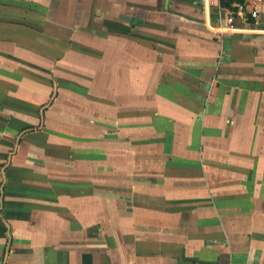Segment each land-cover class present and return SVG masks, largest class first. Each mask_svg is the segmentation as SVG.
Returning <instances> with one entry per match:
<instances>
[{
    "label": "crops",
    "instance_id": "1",
    "mask_svg": "<svg viewBox=\"0 0 264 264\" xmlns=\"http://www.w3.org/2000/svg\"><path fill=\"white\" fill-rule=\"evenodd\" d=\"M199 2L0 0V264H264V102L241 120L251 87L264 101V0L235 30L213 25ZM145 93L170 110L169 96L195 94L176 108L231 118L196 116L202 137L225 138L214 168L197 165V186L156 188L152 214L129 220L123 193L110 200L112 186H91L93 157L109 152L81 149L76 132L125 126Z\"/></svg>",
    "mask_w": 264,
    "mask_h": 264
},
{
    "label": "rangeland",
    "instance_id": "2",
    "mask_svg": "<svg viewBox=\"0 0 264 264\" xmlns=\"http://www.w3.org/2000/svg\"><path fill=\"white\" fill-rule=\"evenodd\" d=\"M199 1L200 7L202 5L201 0ZM208 10L213 25L220 24L225 28L224 20L229 17V14L232 12L224 9L218 10V8L213 5H211ZM195 64L196 63L190 62L187 65V69L191 70ZM197 65L200 66L199 63ZM228 66L230 65L228 64L226 68H224V66L220 68L228 70ZM206 70L205 68L204 71ZM181 72L180 69L173 71L175 76H173L174 84L180 81L179 77ZM257 77H260L257 78V81L263 83L264 80H262V78L264 79V74H262L261 70H258ZM146 86H148V84ZM234 89L233 87L232 92H234ZM250 91L252 96L248 98L247 102L254 108L252 111H249L250 113L245 112V114L241 116V120L243 119L244 123V118H256L258 116L261 101L264 102L261 95L255 93L258 91L257 87H251ZM261 91L263 92L264 90ZM194 96L195 94L187 95V99L185 98L186 95H183L182 98L172 95L169 96L170 102L172 98V103H174L172 104L173 109L171 108L170 110L167 108V103L164 102L162 98L160 99L158 96L155 97V93L136 94L134 97L132 96L135 104H130L131 110L128 112L129 115L126 114V119L129 118L130 121L125 122V126H112V124H109V127L103 128L77 127L76 135L80 146H82L81 149H84V143H91L90 145L94 152H101L103 146L105 152L106 150L109 152L107 153L108 160H105L106 155H104V158H102L100 154L97 157H93V180L92 185H90L112 186V189L109 188L108 192V198L110 200L116 198L122 200L124 196V210L127 219L131 220L129 217L139 210H141L140 214H152V194L155 193L154 190L156 188L162 190L164 186H197V182L202 181L200 172L198 175V171L196 170L198 167L197 165H202L201 163L204 161L205 171L206 167L208 171L214 168V159L211 153L214 150L218 151V149H220V140L225 138H221L219 130L214 131L217 134L211 132L207 135L205 133V138L202 137V135H204V128L196 127V122L193 119H195L196 116H199L198 118H203L205 116L204 118H212L220 122L231 117L228 115V112L223 113L215 110L205 112V110L201 111L200 109H196L190 110V112H181L177 109L178 105L181 103L180 101L187 104V102L192 101ZM169 106L171 105H168V107ZM251 120L252 125L257 124L256 121L253 119ZM217 122L214 124L219 126ZM214 124L213 128L211 124L206 126V131L216 129ZM187 126L189 127L188 132L186 131ZM257 127L259 128V133L264 132V126H262L263 128L261 126ZM225 129V133L228 134L227 128ZM212 134L213 136H211ZM226 134L224 137H226ZM86 138L88 139L84 142ZM101 141L103 144H100ZM201 152L204 154L203 160L200 159ZM219 154H221L220 151ZM120 155L122 158H117ZM181 157L185 159H181ZM233 182H235V180L230 181V183ZM243 183L244 181L241 179L240 183H233L232 186H242ZM214 185L215 184L210 179L204 186ZM121 193H123V196ZM163 202L164 201L161 199V205H157V207L158 209L161 208L164 214L163 207L165 205L163 206ZM211 203V199L206 197L203 204L204 206H202L212 207ZM196 210L199 211L198 208ZM131 225H133L131 222L126 221L125 230H127V227H131ZM98 226H94L92 230L94 236L98 234ZM143 230L149 231L148 226H145Z\"/></svg>",
    "mask_w": 264,
    "mask_h": 264
},
{
    "label": "built area",
    "instance_id": "3",
    "mask_svg": "<svg viewBox=\"0 0 264 264\" xmlns=\"http://www.w3.org/2000/svg\"><path fill=\"white\" fill-rule=\"evenodd\" d=\"M262 2L263 0H246L243 6L239 7L236 12L230 13L229 17L224 20V27L227 30H235L236 20H241L242 22L255 21L259 16ZM211 5L223 10L220 8L219 0H202V8L204 10H208Z\"/></svg>",
    "mask_w": 264,
    "mask_h": 264
},
{
    "label": "trees",
    "instance_id": "4",
    "mask_svg": "<svg viewBox=\"0 0 264 264\" xmlns=\"http://www.w3.org/2000/svg\"><path fill=\"white\" fill-rule=\"evenodd\" d=\"M245 2L246 0H219V5L221 9L236 12Z\"/></svg>",
    "mask_w": 264,
    "mask_h": 264
},
{
    "label": "water",
    "instance_id": "5",
    "mask_svg": "<svg viewBox=\"0 0 264 264\" xmlns=\"http://www.w3.org/2000/svg\"><path fill=\"white\" fill-rule=\"evenodd\" d=\"M120 17V19H122V20H124V21H130V18L129 17H126V16H124V15H120L119 16ZM206 88H208V85L206 86ZM43 112H44V110H41V118L43 119ZM9 244H10V238H9Z\"/></svg>",
    "mask_w": 264,
    "mask_h": 264
}]
</instances>
